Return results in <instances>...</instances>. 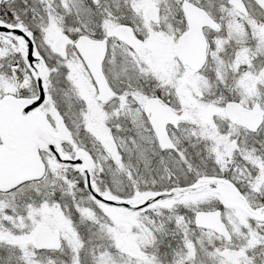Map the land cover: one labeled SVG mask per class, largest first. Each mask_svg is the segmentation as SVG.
<instances>
[{"label": "snow or ice", "instance_id": "1", "mask_svg": "<svg viewBox=\"0 0 264 264\" xmlns=\"http://www.w3.org/2000/svg\"><path fill=\"white\" fill-rule=\"evenodd\" d=\"M0 264H264V0H0Z\"/></svg>", "mask_w": 264, "mask_h": 264}]
</instances>
